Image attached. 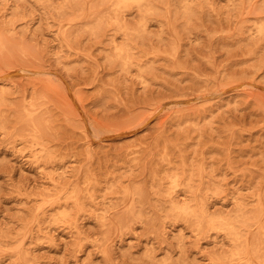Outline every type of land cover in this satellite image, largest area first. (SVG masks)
<instances>
[{
  "label": "rangeland",
  "instance_id": "374dc122",
  "mask_svg": "<svg viewBox=\"0 0 264 264\" xmlns=\"http://www.w3.org/2000/svg\"><path fill=\"white\" fill-rule=\"evenodd\" d=\"M262 27L264 0H0V264H264Z\"/></svg>",
  "mask_w": 264,
  "mask_h": 264
},
{
  "label": "bare ground",
  "instance_id": "6f19581e",
  "mask_svg": "<svg viewBox=\"0 0 264 264\" xmlns=\"http://www.w3.org/2000/svg\"><path fill=\"white\" fill-rule=\"evenodd\" d=\"M122 1H123V2H126V1H133V2H135V3L142 4V3H144L146 0H122ZM262 28H263L262 30H264V27H262ZM175 209H177V207H175ZM184 212H185V214H189V213H190V211L187 210V209H184ZM204 216H205V214H204ZM204 218H205V217H204ZM199 225H200V226H203V225H204L203 221H200ZM225 225H226V227H230V230H233V228H234V227H232L231 223L226 222ZM211 226L214 227L213 224H211ZM234 232H235V231H234ZM239 254H240V252H239V250H237V251L235 252L234 255H239ZM213 264H222V261H221V260L213 261Z\"/></svg>",
  "mask_w": 264,
  "mask_h": 264
}]
</instances>
